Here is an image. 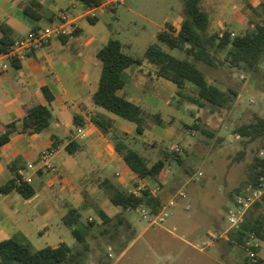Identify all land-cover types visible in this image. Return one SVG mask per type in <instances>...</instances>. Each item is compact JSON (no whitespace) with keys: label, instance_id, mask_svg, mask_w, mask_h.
Returning <instances> with one entry per match:
<instances>
[{"label":"rangeland","instance_id":"374dc122","mask_svg":"<svg viewBox=\"0 0 264 264\" xmlns=\"http://www.w3.org/2000/svg\"><path fill=\"white\" fill-rule=\"evenodd\" d=\"M176 2L183 9V0H127L116 12L99 14L94 30L121 41L126 45L124 52L134 58L142 59L149 46L186 58L185 52L173 50L154 37ZM81 24L85 28L92 26L86 19ZM249 25L232 27L229 31L234 33L233 37L246 32ZM217 31L214 27L210 29V32ZM215 56L216 67L198 63V68L210 84L237 94L229 109L210 104L199 106L188 100L196 94L191 86L183 90V98L174 84L156 77V81L149 80L153 71L149 66L136 74H126L127 94L136 96L140 88L144 98L150 92L161 102L155 106L143 102L144 133H135L126 138V142L150 165L162 158L164 152L174 154L183 162L178 164L172 160L166 165L161 174L162 185L146 179L149 184L161 187L159 212L152 214L145 206L125 212L119 209L126 222L117 231L105 225L99 216L103 208L115 218L111 210L116 207L105 202L106 198H99L95 203L84 197L80 205L82 222L74 226L85 235L88 244L80 264H102L109 254L111 264H245L248 260L247 251L231 245L228 240L227 214L237 191L250 186L247 184L248 167L254 157H264L260 141L249 142L234 133L256 115L264 117V54L255 72L231 66L225 61L224 52ZM156 113L162 114L161 125L155 124L153 115ZM110 137L115 139L112 134ZM115 172L121 173L122 169L117 168ZM163 211L168 216L160 220L158 216ZM58 238L73 250L81 248L71 229L65 226L55 228L52 233L39 234L33 230L27 242L34 250H40L54 246ZM124 245L128 249L123 255L118 254L117 250Z\"/></svg>","mask_w":264,"mask_h":264},{"label":"crops","instance_id":"0c3cea01","mask_svg":"<svg viewBox=\"0 0 264 264\" xmlns=\"http://www.w3.org/2000/svg\"><path fill=\"white\" fill-rule=\"evenodd\" d=\"M33 3L40 8L37 9ZM263 3L264 0H201V6L209 16L208 34L221 30L234 35L229 29L242 28L248 23L250 29L239 34L253 31L259 20L253 9ZM118 8L105 9L98 15L114 13ZM26 9L40 18H33ZM181 12L176 2L166 13L154 37L157 38L160 31H170L171 27L178 31L183 21ZM63 15L71 19V25L67 26L71 34L65 39L54 38L44 48L29 53L24 60H11L0 52V63L8 65L0 73V131L9 123H20L32 107L46 106L52 113L51 123L43 132L32 135L15 133L9 143L0 147V187L13 178L10 165L16 162L14 166L18 174L24 171L25 175L33 178L31 186L34 189V195L29 199L23 198L16 190L0 196V241L14 238L27 242L33 230L39 234L52 233L55 228L65 226L62 219L71 208L80 211L84 197L95 203L99 198H106L105 202L112 204L103 188L105 181L129 192L140 180L116 152L114 140L110 137L111 134L115 138L123 134L135 135L136 126L112 117L93 101L102 71L97 54L111 39L94 30L98 16H87L86 8L77 0H0V47L4 38L14 42L32 30L60 25ZM90 18L96 22L92 23ZM83 19L92 25L91 28L81 24ZM152 23L156 24L155 21ZM2 27H6L7 33ZM212 27L218 31L210 32ZM123 46L125 48L126 45ZM146 67L148 65L145 64L131 67L126 74H136ZM149 80L156 81L155 76L150 75ZM127 87L128 82L120 94L142 108L143 102L154 106L161 103L154 93L149 92L144 98L140 88L136 96L129 95ZM43 89L48 90L52 101H48ZM92 115H103L112 120L113 126L108 134L91 121ZM75 117L83 126L75 124ZM79 128L83 133L77 135ZM70 146L71 154L68 152ZM46 149L53 150L49 161L51 169L39 164ZM29 165H34V169L28 168ZM117 168L122 172H115ZM100 209L112 217L110 212ZM119 209L116 207L111 212L116 216L121 213ZM61 243L65 242L58 238L52 247L56 248ZM256 244L261 264H264V239L256 238ZM245 264L249 262L246 260Z\"/></svg>","mask_w":264,"mask_h":264},{"label":"trees","instance_id":"16d2710c","mask_svg":"<svg viewBox=\"0 0 264 264\" xmlns=\"http://www.w3.org/2000/svg\"><path fill=\"white\" fill-rule=\"evenodd\" d=\"M77 1L83 4L85 8L96 7L100 4L99 0ZM33 5L37 9L40 8L37 3H33ZM26 12L35 19L40 18L38 14L30 10L26 9ZM253 13L259 20L255 23L254 30L249 33L238 34L233 37L228 31L222 35L219 33L208 34L209 16L202 8L201 0H183V21L179 30L173 31L171 27L170 31L164 30L157 34L158 40L167 44L169 48L185 52L187 57L183 59L155 46H149L142 59L134 58L124 52L121 41L111 38L97 54V58L102 63V71L98 89L93 96L94 104L134 123L137 133L142 135L146 113L142 107L122 96L120 91L127 85L126 71L131 67H141L145 64L153 70L152 73L149 72L151 75L174 84L179 96L185 98L182 92L187 86H191L196 89V94L194 98H188V100L197 103L199 106L210 104L215 108H231L232 101L237 94L233 91L226 92L210 84L205 73L198 68V63L216 67L218 59L215 54L224 52L225 61L231 66L255 72L264 54V3L253 9ZM90 21L95 23L96 19L90 18ZM2 30L7 33L6 27H2ZM70 34L71 31L60 38L65 39ZM12 43L4 38L0 52L2 54L7 53V47ZM13 63L18 66L16 61ZM43 92L48 101H52L53 97L48 90L43 89ZM153 116L155 124L161 125L162 114L156 113ZM51 120L52 113L48 107L41 105L32 107L20 123H9L0 131V147L9 143L11 136L15 133L32 135L43 132L49 127ZM91 121L104 134H108L113 126L112 120L103 115H92ZM74 122L78 127L83 126L78 117H75ZM234 133L237 137L247 139L249 142L260 141L261 150L264 151V117L256 115L253 121L238 127ZM126 138H129L127 134L115 138L114 147L139 179L150 178L162 185L161 174L166 165L172 160L178 164L183 162L174 154L164 152L162 158L150 165L143 155L128 145ZM68 152L72 153L71 146L70 149L68 147ZM15 163L10 165L13 178L0 187V196L16 190L23 198L29 199L34 195V189L24 182L17 184L16 180L19 178V174L14 166ZM262 167H264V157L257 155L248 167V185L252 187L258 185ZM103 188L112 205L119 207L123 212L143 205L149 208L152 214H157L161 208L160 198H135L109 181L103 183ZM123 212L112 218L100 210L99 216L105 225L117 231L126 222ZM62 222L71 229L72 234L81 244L80 249L73 250L66 243H61L56 248L47 246L40 250H34L30 243L11 238L0 241V264H80L81 258L88 250V244L85 235L75 229L74 226L82 222V214L78 209L71 208L63 217ZM126 225L129 228L130 225L128 223ZM251 235L264 239V198L254 204L241 226L230 232L227 237L231 245L244 248ZM125 247V245L120 246L117 253L121 254ZM247 262L249 261L247 260ZM102 264H111L108 256Z\"/></svg>","mask_w":264,"mask_h":264},{"label":"built area","instance_id":"2783aa9c","mask_svg":"<svg viewBox=\"0 0 264 264\" xmlns=\"http://www.w3.org/2000/svg\"><path fill=\"white\" fill-rule=\"evenodd\" d=\"M100 4L96 7L86 8V15L91 18H96L98 13L108 8H114L121 5H125L127 0H99ZM71 25V19L67 15L61 17V24L54 27H45L41 29L32 30L26 37L14 41L7 47V53L4 55L11 60H24L27 55L33 51L39 50L47 46L54 38H60L62 35H66L69 32L67 26ZM6 63H0V73L7 69ZM83 133V129L77 130V135ZM53 150L46 149L42 152L39 164L41 167L52 168L49 164L52 157ZM28 168L34 169V165H29ZM147 179V178H146ZM17 184L22 182L31 185L33 178L25 175L24 171L19 173V178L16 180ZM161 190L159 184L151 185L145 179H140L137 186L130 190L128 193L135 198H159L158 193ZM264 198V167L260 170L258 179V185L256 187H246L237 191L235 198L233 199L232 209L228 211L227 221L229 223V232L237 230L244 222L249 210L255 203L261 201ZM141 207H144L141 205ZM164 210V208H163ZM162 216V217H161ZM168 213L163 211L158 218L163 220V217H167ZM254 235H251L247 240L244 249L247 251L248 260L250 264H261L260 257L256 251L257 244ZM112 257L111 254L108 256Z\"/></svg>","mask_w":264,"mask_h":264}]
</instances>
